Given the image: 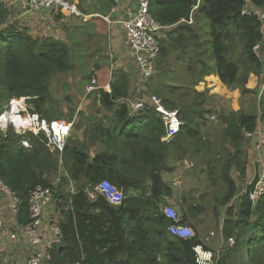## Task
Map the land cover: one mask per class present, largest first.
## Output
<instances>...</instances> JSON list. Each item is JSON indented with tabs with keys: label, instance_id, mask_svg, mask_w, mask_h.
<instances>
[{
	"label": "trees",
	"instance_id": "16d2710c",
	"mask_svg": "<svg viewBox=\"0 0 264 264\" xmlns=\"http://www.w3.org/2000/svg\"><path fill=\"white\" fill-rule=\"evenodd\" d=\"M246 2L151 0L149 11L162 26H175L169 36L180 45V58L191 50L197 53L189 58L192 61L209 53L212 71L221 82L230 86L240 82L244 86L248 73L259 75L262 69L253 52L262 40L261 22L254 14H243ZM249 2L256 8L264 7V0ZM197 15L209 22L208 40L201 41L188 23ZM7 20L8 11L0 3V113L10 99L28 97L33 111L49 121L58 120L60 116L54 117L50 108V86L55 75L71 69L67 42L48 36L33 37L27 29L17 23L7 24ZM236 38L241 49L238 61L229 56L230 43H235ZM167 52V45L160 40L159 56L165 57ZM196 62L204 66L202 61ZM241 69L245 75L240 77ZM262 82L259 115L240 112L221 116L226 139L234 152L220 171L225 193L216 200L225 207L222 236L227 242L233 238L234 243H226L217 264H264V191L253 202L247 193L239 195L231 176L232 167L240 180L247 175L242 145L245 133H253L259 120L264 123V77ZM110 88V93L103 89L92 92L108 114L86 117L80 112L77 126L82 130V139L70 135L61 153L49 150L44 135H20L12 128L0 132V178L19 198L17 223L29 222L30 193L37 186L53 187L62 170L66 175L60 178L55 193L61 241L53 246L47 264H196L193 247L202 243L200 236L169 237L172 221L157 203L171 195L162 177L170 156L183 159L190 142L201 140L198 121L205 119L206 96L185 91L178 103L171 99L172 90L156 92L164 107L176 110L183 122L180 132L170 142H164L166 128L155 110L145 107L129 115L128 75H115ZM73 115L74 112L71 118ZM23 141L29 147H24ZM211 179L216 183V179ZM104 180L123 191L126 198L121 205L109 204L101 194L95 199L89 197L88 190ZM69 181L74 191L66 193L63 185ZM146 182H150V199L143 201L128 195L130 189H144ZM202 211L197 205L189 206L181 223ZM131 221L135 224L127 229L126 224Z\"/></svg>",
	"mask_w": 264,
	"mask_h": 264
},
{
	"label": "rangeland",
	"instance_id": "374dc122",
	"mask_svg": "<svg viewBox=\"0 0 264 264\" xmlns=\"http://www.w3.org/2000/svg\"><path fill=\"white\" fill-rule=\"evenodd\" d=\"M70 1L78 2L82 13L90 16L91 19L74 20L61 16L53 17L46 12H36L25 15L19 20L8 17L7 24L20 23L36 38L54 36L67 42L70 48L71 69L53 77L50 86V108L55 113L54 117L60 116L58 120L75 121L71 136L75 137L82 133L81 128L77 126L80 112L86 117H100L107 113L99 106L97 94L92 92L103 89L111 83L115 75L120 73H126L129 77L131 102L143 101L148 104L149 97L153 95L162 101V97L156 94L158 90L164 93L172 90L174 94L171 99L178 103H180V94L185 91L205 94L206 101L203 105L206 111L205 119L198 121L201 140L191 141L185 157L180 160V202L185 204L187 209L191 205L203 208L201 216L193 220L197 230L192 229L195 235L198 234L204 241L205 246L215 253V264H217L226 243L230 244L229 240L225 241L222 236L225 207L219 206L216 200L225 193V186L219 175L223 165L234 152L226 139L221 116L240 112L260 114L259 99L263 91L264 62L261 63V74L253 72L246 74L247 80L251 75L255 76L253 79L256 85L250 84L247 87V83L243 86L238 82L230 86L221 82L212 71L209 53L205 52L192 61L189 58L197 53L191 50L180 58L181 47L172 36H169L175 26L165 27L161 30L160 40L167 45V56H158L155 73L149 79H145L130 57L127 46L116 44L115 41L112 43L108 34L110 26L116 24L115 12L112 13V9L117 10L118 1ZM245 8L250 12L249 0ZM103 17H109L110 23ZM189 24L201 41L210 38L209 22L202 16L197 15ZM230 47L232 48L230 59L238 61L241 49L237 38L235 43H230ZM197 60L202 61L204 66L197 63ZM243 72L241 69L240 77L245 75ZM93 79L96 81L95 86H92ZM72 112L74 115L71 118ZM263 125L264 123L259 120L258 127L261 128ZM242 149L247 157L249 173L245 179L240 180L236 169L234 167L231 169V176L236 180L239 195L246 191V185L253 179L255 163L259 165L257 162L259 153L252 139L245 136ZM57 177H63V172L60 171ZM211 178L216 179V183ZM72 187L73 183L70 181L63 185L66 193ZM210 233L215 235L206 241L205 238ZM5 253L0 250V264H11V257Z\"/></svg>",
	"mask_w": 264,
	"mask_h": 264
},
{
	"label": "built area",
	"instance_id": "2783aa9c",
	"mask_svg": "<svg viewBox=\"0 0 264 264\" xmlns=\"http://www.w3.org/2000/svg\"><path fill=\"white\" fill-rule=\"evenodd\" d=\"M151 0H138L133 8H128L125 18L121 21L125 33V45L128 53L136 63L141 76L149 79L155 73L157 59L160 52V34L165 27L162 26L150 13L149 4ZM200 1V0H199ZM8 11L9 19L19 20L21 17L36 13L46 12L53 17L72 18L74 20L89 21L90 16L84 15L80 10L79 3L70 0H0ZM115 9H112V13ZM243 14H254L261 22L262 40L253 48L254 55L259 61L264 62V7L263 9L250 10L246 8ZM110 23L109 17H103ZM116 22V21H115ZM188 23H192V18ZM12 24V23H11ZM20 28H23L18 23ZM96 85L95 79L92 80V86ZM103 90L110 93V84L103 87ZM28 97L13 98L4 107L0 113V132L6 133L12 128L15 133L25 135L31 133L34 136L44 135L46 145L50 151L62 152L66 146V141L71 135L75 121L59 119L49 121L39 113L33 111L32 105L28 102ZM129 103V115H133L145 107L155 110L164 122L166 133L162 138L164 142H170L179 132L183 122L178 116L176 110H168L164 107L162 101L157 96H150L148 104L143 101ZM245 136L252 139L258 151L259 179L252 193H247L250 200L257 201L264 191V125L257 126L253 133H245ZM24 147H29L27 141H23ZM62 171V170H61ZM63 172V176L66 174ZM60 183V177H56L53 187L37 186L29 197V222L25 225L17 223L16 215L18 212V196L3 182L0 178V232H5L11 241L19 240V237L25 239L34 251L24 260H13L11 264H47L50 261V251L54 245L61 241V228L59 221L51 218L47 231L49 236L43 232L45 215L49 207L54 203L56 206L55 193ZM246 194V191L244 192ZM97 194L105 197L107 202L113 206H119L123 203L126 196L122 190L107 180L97 184L94 189L88 190L91 199H95ZM162 213L172 221L168 228L171 235L191 239L195 233L190 225L181 223L182 217L173 205L167 204L161 207ZM215 233H210L205 239L209 241ZM230 244L234 239H229ZM196 264H215V253L206 248L204 241L193 247ZM69 264H84L80 261Z\"/></svg>",
	"mask_w": 264,
	"mask_h": 264
},
{
	"label": "crops",
	"instance_id": "0c3cea01",
	"mask_svg": "<svg viewBox=\"0 0 264 264\" xmlns=\"http://www.w3.org/2000/svg\"><path fill=\"white\" fill-rule=\"evenodd\" d=\"M118 6L117 10H115V25L110 26L108 29V34H110V39L112 40V43L116 44H122L125 45V33L123 30V27L121 25V21L125 18L126 11L128 8H133L138 0H117ZM251 4V3H250ZM252 10L256 9H263V8H256L253 5H251ZM50 18V16H49ZM53 18V17H52ZM53 38H56L54 36H51ZM59 39V38H56ZM63 40V39H59ZM255 76L251 75L248 80L246 86L249 87L250 84H254L255 80L253 79ZM80 139H82V133L78 135ZM247 174L249 173V166L247 167ZM163 181L169 186L171 190L170 196H164L162 198V201L157 203V206L159 207V210H161V207L163 205H173L178 213L181 215V217L187 215L188 209L186 208L185 204H182L180 202V158L170 156L167 162V169H165L162 173ZM74 191V186L72 189L69 190V192ZM128 195L130 197H135L141 200H147L150 199L151 191H150V182L145 183L144 189H130ZM197 216H201V213H199ZM190 217L188 216L187 224L190 225L194 230L196 231V225L193 222V220L197 217ZM60 220V213L57 208V206L53 203L49 209L46 212L45 215V223L43 227V232H45L46 236H49V232L47 231L48 224L50 220ZM126 221H128V216H126ZM134 221L127 222L126 226L127 229H130L134 225ZM169 237H172L170 234ZM0 250L5 251L7 256L11 257V261L13 260H24L28 255H30L34 248L23 238L19 237V240L17 241H11L9 239V236L3 232H0Z\"/></svg>",
	"mask_w": 264,
	"mask_h": 264
},
{
	"label": "water",
	"instance_id": "95a60500",
	"mask_svg": "<svg viewBox=\"0 0 264 264\" xmlns=\"http://www.w3.org/2000/svg\"><path fill=\"white\" fill-rule=\"evenodd\" d=\"M259 179V168L257 163H255V174L253 179L246 185V193H252L255 189L256 183Z\"/></svg>",
	"mask_w": 264,
	"mask_h": 264
}]
</instances>
